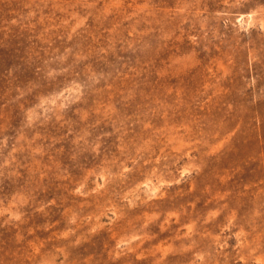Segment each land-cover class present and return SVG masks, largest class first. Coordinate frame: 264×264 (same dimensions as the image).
I'll return each instance as SVG.
<instances>
[{
  "label": "rangeland",
  "instance_id": "374dc122",
  "mask_svg": "<svg viewBox=\"0 0 264 264\" xmlns=\"http://www.w3.org/2000/svg\"><path fill=\"white\" fill-rule=\"evenodd\" d=\"M0 264H264V0H0Z\"/></svg>",
  "mask_w": 264,
  "mask_h": 264
}]
</instances>
